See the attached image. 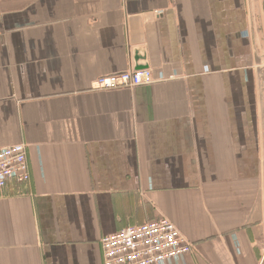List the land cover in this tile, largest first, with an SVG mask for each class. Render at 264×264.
Segmentation results:
<instances>
[{
	"label": "crops",
	"instance_id": "0c3cea01",
	"mask_svg": "<svg viewBox=\"0 0 264 264\" xmlns=\"http://www.w3.org/2000/svg\"><path fill=\"white\" fill-rule=\"evenodd\" d=\"M153 82L93 87L133 69ZM0 264H102L165 217L179 264H264V0H0Z\"/></svg>",
	"mask_w": 264,
	"mask_h": 264
},
{
	"label": "built area",
	"instance_id": "2783aa9c",
	"mask_svg": "<svg viewBox=\"0 0 264 264\" xmlns=\"http://www.w3.org/2000/svg\"><path fill=\"white\" fill-rule=\"evenodd\" d=\"M153 82L149 69H130L98 77L93 87L101 90L132 88ZM29 179L23 144L0 147V193L9 180ZM102 264H179L192 244L165 217L125 227L100 239Z\"/></svg>",
	"mask_w": 264,
	"mask_h": 264
},
{
	"label": "water",
	"instance_id": "95a60500",
	"mask_svg": "<svg viewBox=\"0 0 264 264\" xmlns=\"http://www.w3.org/2000/svg\"><path fill=\"white\" fill-rule=\"evenodd\" d=\"M144 57L141 56L137 50H135L134 55H133V69H146L148 68V64L146 62H143Z\"/></svg>",
	"mask_w": 264,
	"mask_h": 264
}]
</instances>
